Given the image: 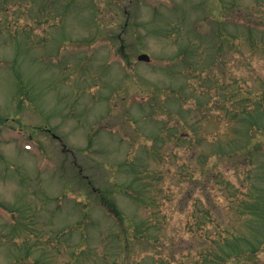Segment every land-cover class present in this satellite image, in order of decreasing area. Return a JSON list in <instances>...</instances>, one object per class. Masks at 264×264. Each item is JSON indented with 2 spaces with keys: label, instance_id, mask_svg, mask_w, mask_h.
<instances>
[{
  "label": "rangeland",
  "instance_id": "374dc122",
  "mask_svg": "<svg viewBox=\"0 0 264 264\" xmlns=\"http://www.w3.org/2000/svg\"><path fill=\"white\" fill-rule=\"evenodd\" d=\"M263 33L264 0H0V264H193L205 171L244 176L222 106L264 101Z\"/></svg>",
  "mask_w": 264,
  "mask_h": 264
},
{
  "label": "trees",
  "instance_id": "16d2710c",
  "mask_svg": "<svg viewBox=\"0 0 264 264\" xmlns=\"http://www.w3.org/2000/svg\"><path fill=\"white\" fill-rule=\"evenodd\" d=\"M238 13L240 12L236 13L237 16H239ZM226 19H228V23L232 20L229 17H225V21ZM242 26L245 28L251 46L253 48L259 47L260 40L257 41V34H255L259 27L249 26L248 23L247 25L242 24ZM223 30L224 27H220L219 41L223 46H220L219 52L226 46L227 40L225 38L229 36L226 35L225 31L224 35ZM262 37L264 39V35ZM261 43L264 44L262 38ZM226 98L229 100L234 99V94ZM228 99L226 100L228 101ZM244 100H248V98ZM248 102L250 104H247ZM248 102L241 101L239 106L233 107L222 106V110H225L227 117L232 118L228 120L233 125L235 121H241L243 126L232 129L234 131L232 133L234 137L231 140L232 148L226 150L219 147L218 151L223 163L226 165L225 171H243L244 176L239 180L241 182L238 183L228 178L225 175L226 172L217 171V165L209 167L212 169L211 171H205L204 175L207 179V185L205 186L209 191L208 197L210 198H207L209 207H201L198 203L194 205L193 219L195 223L191 225L193 228L191 233L196 238L203 239L206 246L198 252L197 259L193 264H256L261 259L260 255L264 252V139H261V136H264V101L255 99L253 102L249 99ZM224 107L225 109H223ZM178 122L177 127L180 129L183 122L179 119ZM189 136L192 137V135ZM242 138L244 139L242 140ZM182 139L186 142H193L190 137H183ZM198 142L200 143V140ZM211 157L205 156L203 158L206 163H209L207 161ZM205 162L204 164H206ZM84 179L86 178L82 173L81 180L84 181ZM146 179H149V177ZM85 184L92 188V191L100 198L113 216L118 217L122 222L125 221L122 213L111 200L109 190L95 187L92 181L88 183L85 181ZM214 188L220 190V196L213 198V200L219 204L224 202V206L235 215L231 218L232 223L229 225L214 218L215 203L210 197L214 192ZM202 190L205 191V189ZM191 196L190 194L188 197ZM151 224V221H146L143 226L149 230L152 227ZM211 228L216 230L214 235L210 231ZM141 232L136 234L139 241L145 238L143 233H146V231ZM127 237L125 239L128 241ZM151 242L156 244L158 241L152 238ZM153 256L157 259L158 254L154 251ZM171 262V259L166 258L161 259L159 263L171 264Z\"/></svg>",
  "mask_w": 264,
  "mask_h": 264
},
{
  "label": "water",
  "instance_id": "95a60500",
  "mask_svg": "<svg viewBox=\"0 0 264 264\" xmlns=\"http://www.w3.org/2000/svg\"><path fill=\"white\" fill-rule=\"evenodd\" d=\"M140 60H142V61H149L150 60V57L148 55H142L140 57Z\"/></svg>",
  "mask_w": 264,
  "mask_h": 264
}]
</instances>
